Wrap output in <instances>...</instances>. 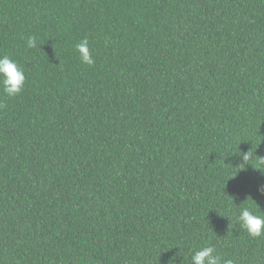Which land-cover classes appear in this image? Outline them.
Returning a JSON list of instances; mask_svg holds the SVG:
<instances>
[{
	"label": "trees",
	"instance_id": "obj_1",
	"mask_svg": "<svg viewBox=\"0 0 264 264\" xmlns=\"http://www.w3.org/2000/svg\"><path fill=\"white\" fill-rule=\"evenodd\" d=\"M4 54L0 264H264V0H0Z\"/></svg>",
	"mask_w": 264,
	"mask_h": 264
},
{
	"label": "clouds",
	"instance_id": "obj_2",
	"mask_svg": "<svg viewBox=\"0 0 264 264\" xmlns=\"http://www.w3.org/2000/svg\"><path fill=\"white\" fill-rule=\"evenodd\" d=\"M27 47L29 49L37 48V38L29 37ZM76 50L82 63L89 66L94 64L87 39L78 42ZM25 83L26 74L22 66L9 55H0V86H2L3 94L7 97H15L22 92ZM253 155L250 151L240 153L242 162L239 165H244V169L247 164H250L248 161L252 159ZM257 164L258 167L256 169L258 170L264 167V157H260ZM258 191L264 194V185H261ZM237 222L248 235L252 237L264 236V215L256 214L251 206H245L240 209ZM190 264H234V262L232 259H225L221 253L217 252L215 246L209 244L193 252L190 256Z\"/></svg>",
	"mask_w": 264,
	"mask_h": 264
}]
</instances>
